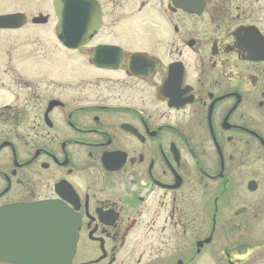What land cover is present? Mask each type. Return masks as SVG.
Returning a JSON list of instances; mask_svg holds the SVG:
<instances>
[{
	"label": "flooded vegetation",
	"instance_id": "obj_1",
	"mask_svg": "<svg viewBox=\"0 0 264 264\" xmlns=\"http://www.w3.org/2000/svg\"><path fill=\"white\" fill-rule=\"evenodd\" d=\"M96 1L79 47L0 27V209H67L63 264H264V0Z\"/></svg>",
	"mask_w": 264,
	"mask_h": 264
},
{
	"label": "water",
	"instance_id": "obj_2",
	"mask_svg": "<svg viewBox=\"0 0 264 264\" xmlns=\"http://www.w3.org/2000/svg\"><path fill=\"white\" fill-rule=\"evenodd\" d=\"M53 7L58 38L64 45L79 47L97 32L101 17L96 0H54ZM48 19L38 15L32 22L45 24ZM25 23L24 13L0 15L2 28H20ZM75 242L76 223L62 206L31 203L0 209V257L25 264H63L70 261Z\"/></svg>",
	"mask_w": 264,
	"mask_h": 264
},
{
	"label": "rangeland",
	"instance_id": "obj_3",
	"mask_svg": "<svg viewBox=\"0 0 264 264\" xmlns=\"http://www.w3.org/2000/svg\"><path fill=\"white\" fill-rule=\"evenodd\" d=\"M53 2L54 0H0V14L24 13L29 17V24L18 32L16 39L19 40L17 42L19 46L15 54H26L35 39L47 40L48 43L55 40L54 29L57 22ZM40 14L49 15L51 17L49 22L44 25H32L31 19Z\"/></svg>",
	"mask_w": 264,
	"mask_h": 264
}]
</instances>
